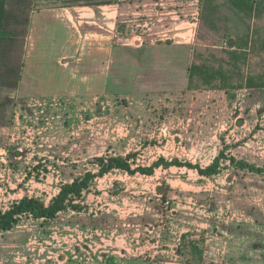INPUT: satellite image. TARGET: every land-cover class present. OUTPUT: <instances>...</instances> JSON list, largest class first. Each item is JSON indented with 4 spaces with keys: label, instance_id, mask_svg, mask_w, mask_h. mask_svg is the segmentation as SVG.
Instances as JSON below:
<instances>
[{
    "label": "rangeland",
    "instance_id": "obj_1",
    "mask_svg": "<svg viewBox=\"0 0 264 264\" xmlns=\"http://www.w3.org/2000/svg\"><path fill=\"white\" fill-rule=\"evenodd\" d=\"M81 1L11 4L13 38L0 61V213L25 197L50 205L107 155L133 169L161 158L194 168L99 177L79 209L24 216L0 232V264H264V174L226 158L214 176L198 170L221 154L264 168V89L188 90L196 53L206 60L235 49L225 31H209L224 3ZM56 13L72 19L66 39L52 35ZM243 26L237 34L254 28ZM255 26L264 35V20ZM63 49L72 53L60 59ZM244 70L263 71L264 52Z\"/></svg>",
    "mask_w": 264,
    "mask_h": 264
},
{
    "label": "trees",
    "instance_id": "obj_2",
    "mask_svg": "<svg viewBox=\"0 0 264 264\" xmlns=\"http://www.w3.org/2000/svg\"><path fill=\"white\" fill-rule=\"evenodd\" d=\"M14 0H0V59L4 43L13 35L7 32V23L11 17L10 7ZM89 6H100L112 4L113 0H82ZM81 1V2H82ZM202 1V0H201ZM68 4V3H66ZM249 9H244L245 13L252 15L254 5H247ZM244 45L234 46V50L228 51L226 57H217L210 53L208 59L196 53L195 60L189 68L188 90L196 91H233L241 89H264V70L260 73L245 72L244 67L251 64V58H255L264 52V38L262 33L251 34L247 30L242 34ZM252 42L250 43V37ZM228 159L238 169L248 170L256 174H264V168L258 167L245 161H239L234 157L227 158L221 154L214 162L205 169L199 168V173L203 176L211 177L219 173L222 159ZM99 166V172H87L82 178L75 179L72 183L62 186L59 194L51 201L50 205H45L34 198L25 197L21 201L13 204L8 210L0 213V232L10 231L24 216H32L34 219L52 220L60 213L69 209H79V202L83 198L84 192L90 189L91 184L97 178H102L107 174L119 170L131 175L142 173L152 175L156 168L171 166L194 168L190 163H180L178 160L167 161L161 158L151 167H138L133 169L128 158L120 156H105L95 159Z\"/></svg>",
    "mask_w": 264,
    "mask_h": 264
},
{
    "label": "crops",
    "instance_id": "obj_3",
    "mask_svg": "<svg viewBox=\"0 0 264 264\" xmlns=\"http://www.w3.org/2000/svg\"><path fill=\"white\" fill-rule=\"evenodd\" d=\"M221 2L224 3L225 9H219V10L220 12H223L224 14L222 17L219 16L216 19V20L219 19L218 21L219 23H217L216 21L215 24L210 25L209 31L211 33H213V30H215V32L217 30L225 31L226 34L224 36L227 42V44L225 43L226 45L236 46V45L245 44V41L242 40L243 33L239 32V34H237V30L243 29L244 27L243 25L246 21L249 22V25H254V28L253 26L250 27V30H251L250 32L252 35L253 33H261V31H257L258 27L255 25H258V22H263L264 20V0H218L217 1V3H221ZM246 2H247V5H250L251 2L254 5V12L252 15H249L248 13H245L244 11V9H249V6H246ZM102 7H105V6H102ZM56 15L58 16L56 20L60 22H58V25L53 24L52 35H53V32H62V36H64V38L66 39L67 34H65L64 31H65L66 26L72 28V23H71L72 19L68 18L66 13L64 14L56 13ZM56 28H58V30H55ZM261 29L263 28L261 27ZM227 31H232V33H228ZM72 33L69 36V41L67 39L68 44H69L67 47H72ZM252 40L253 39L251 36L249 42L251 43ZM64 47L66 48V46ZM62 52L64 53L60 59L66 58L67 54L72 53L71 50L68 53L66 52L65 49H63Z\"/></svg>",
    "mask_w": 264,
    "mask_h": 264
}]
</instances>
